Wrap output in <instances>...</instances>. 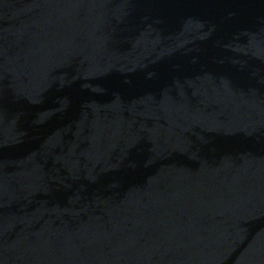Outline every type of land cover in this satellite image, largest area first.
<instances>
[{"label": "water", "instance_id": "water-1", "mask_svg": "<svg viewBox=\"0 0 264 264\" xmlns=\"http://www.w3.org/2000/svg\"><path fill=\"white\" fill-rule=\"evenodd\" d=\"M0 264H264V0H0Z\"/></svg>", "mask_w": 264, "mask_h": 264}]
</instances>
